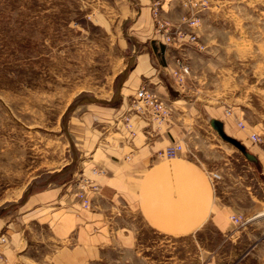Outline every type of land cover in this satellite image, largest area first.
I'll use <instances>...</instances> for the list:
<instances>
[{
	"label": "rangeland",
	"instance_id": "374dc122",
	"mask_svg": "<svg viewBox=\"0 0 264 264\" xmlns=\"http://www.w3.org/2000/svg\"><path fill=\"white\" fill-rule=\"evenodd\" d=\"M116 14L113 0H0V215L5 196L16 192L21 198L29 182L42 181L46 170L74 159L68 133L73 105L85 96H116L129 55L113 25ZM202 17L203 47L172 48L170 66L162 71L167 101L161 100L171 108L167 120L188 128L181 141L187 157L199 159L208 171H222V178H210L217 195L235 203L243 222L230 236L212 222L185 236L142 225L147 241L157 239L158 246L151 263L147 252L137 264H201L203 256L214 254L221 264H264L262 161L224 139L211 122L217 115L227 123V134L264 159V0H210ZM177 58L190 70L182 80L174 73ZM9 228L0 230L4 243ZM37 249L38 255L46 251ZM117 259L114 251L97 264H118Z\"/></svg>",
	"mask_w": 264,
	"mask_h": 264
},
{
	"label": "crops",
	"instance_id": "0c3cea01",
	"mask_svg": "<svg viewBox=\"0 0 264 264\" xmlns=\"http://www.w3.org/2000/svg\"><path fill=\"white\" fill-rule=\"evenodd\" d=\"M113 2L117 11L113 25L129 54L116 96L100 98L105 102L80 99L68 124L74 159L46 170L42 181L29 182L21 198H15L16 192L14 197L5 196L8 204L0 215V230L8 225L10 234L0 245V264H97L114 251L118 264L145 261L147 252L151 263L157 239L148 242L142 225L165 236H185L212 222L223 236H230L242 224L231 219L238 214L235 203L217 195L210 178L213 171L199 159H190L186 151L172 158L158 156L173 141L186 139L187 126L172 118L160 122L149 108L138 110L133 104L143 83L152 84L158 97L167 101L162 71L170 66L168 55L173 47L179 52L194 47L187 37L167 44L157 32L154 10L158 20L175 29L188 9L182 0ZM202 18L194 29L198 35ZM96 102L101 106L89 105ZM127 115L134 134L127 127ZM215 116L211 121L218 119ZM223 124L225 128L227 123ZM255 156L264 168V159ZM83 174L101 185L91 208H83L76 196L74 182ZM39 246L46 248L40 255ZM203 257L201 264H221L215 254Z\"/></svg>",
	"mask_w": 264,
	"mask_h": 264
},
{
	"label": "built area",
	"instance_id": "2783aa9c",
	"mask_svg": "<svg viewBox=\"0 0 264 264\" xmlns=\"http://www.w3.org/2000/svg\"><path fill=\"white\" fill-rule=\"evenodd\" d=\"M183 5L188 9V15L183 16L182 24H179L177 28L172 29L170 26H165L160 20H158V10H154L155 17L157 19L158 27L157 32L161 33L165 37L167 44L180 43L186 37L198 48H202V43L199 40V35L194 29L200 25L202 12L210 7V0H182ZM183 24L187 26V29L183 28ZM178 68L174 70V73L180 80L184 78V75L190 72L188 64L183 58H177ZM133 104L138 110H144L149 108L157 116L160 122H165L171 116V108L161 100L155 92H153L148 86L143 83L137 90L133 99ZM231 113L230 110L227 111ZM127 127L130 132L135 133L133 123L130 121V117H125ZM237 124L240 127H245L246 124L243 119H237ZM250 138L254 142L260 141V135L252 133ZM184 151V144L181 141H173L164 149L158 151V156L161 158H172L179 156ZM93 172H98V169H94ZM213 180L220 179L222 177L219 171H213L210 173ZM76 186V196L80 205L83 208H91L93 203V195L97 194L101 190V185L92 176L81 175L74 182ZM231 219L234 222L242 223L241 214H232ZM6 241L4 235L0 236V245Z\"/></svg>",
	"mask_w": 264,
	"mask_h": 264
},
{
	"label": "water",
	"instance_id": "95a60500",
	"mask_svg": "<svg viewBox=\"0 0 264 264\" xmlns=\"http://www.w3.org/2000/svg\"><path fill=\"white\" fill-rule=\"evenodd\" d=\"M85 100L86 101L87 100H94V101L105 102L103 99L97 98L95 96L85 97L81 101H85ZM73 106H76V104ZM73 106H71L70 109L73 108ZM211 122L214 125V127L217 128V130L220 132V134L223 136L224 139H226L228 142L235 144L237 147H239L245 153V155H247L249 158H254V159L256 158L255 155H253L247 151L245 144H243L239 139H237V138H235V137H233V136H231L225 132L224 124L221 120L212 119Z\"/></svg>",
	"mask_w": 264,
	"mask_h": 264
}]
</instances>
